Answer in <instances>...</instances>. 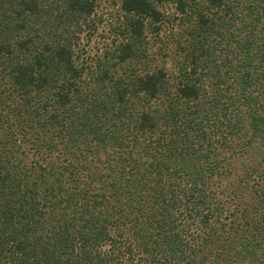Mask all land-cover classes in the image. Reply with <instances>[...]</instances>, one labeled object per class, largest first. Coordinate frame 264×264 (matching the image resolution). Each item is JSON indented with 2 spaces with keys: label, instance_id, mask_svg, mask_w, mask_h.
Here are the masks:
<instances>
[{
  "label": "trees",
  "instance_id": "1",
  "mask_svg": "<svg viewBox=\"0 0 264 264\" xmlns=\"http://www.w3.org/2000/svg\"><path fill=\"white\" fill-rule=\"evenodd\" d=\"M96 1L0 0V264H264V0H174L177 77L169 0H122L136 68L88 76Z\"/></svg>",
  "mask_w": 264,
  "mask_h": 264
},
{
  "label": "rangeland",
  "instance_id": "2",
  "mask_svg": "<svg viewBox=\"0 0 264 264\" xmlns=\"http://www.w3.org/2000/svg\"><path fill=\"white\" fill-rule=\"evenodd\" d=\"M121 1L97 0L94 14L80 34L79 43L84 52L81 53L79 64H87L90 70L88 76L106 70L111 65L116 71L120 69L122 72L136 68L134 64L122 68L116 66L115 51L125 41L128 25V15L121 10ZM173 1L169 0L160 6L164 16L160 34L157 36L151 28L146 32L148 47L152 49L150 54L158 64L168 69L171 77H177L182 63L193 67V45L190 36L193 29V13L188 17L180 15ZM260 149L262 147L257 142L242 160L254 158L255 153L257 157ZM240 161L241 159L236 158L233 163Z\"/></svg>",
  "mask_w": 264,
  "mask_h": 264
}]
</instances>
